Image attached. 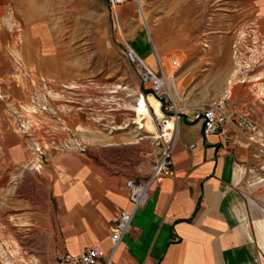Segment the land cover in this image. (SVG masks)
Instances as JSON below:
<instances>
[{"label": "crops", "instance_id": "obj_1", "mask_svg": "<svg viewBox=\"0 0 264 264\" xmlns=\"http://www.w3.org/2000/svg\"><path fill=\"white\" fill-rule=\"evenodd\" d=\"M27 1L28 7L20 4L23 7L14 5L12 9L17 7L16 12L34 13L32 19L39 20V0ZM35 4L36 7L30 9V5ZM9 5V0H0L2 18H8ZM26 22H30V16ZM37 44L39 46V42ZM177 51L182 50L173 48L168 53ZM259 51L256 47V52ZM145 58L156 67L151 54ZM36 60L40 61L39 47ZM257 72L258 69L246 72L245 80L232 89L238 87L249 100L253 94L255 100L264 85ZM186 73L188 70L179 78H184ZM211 90L201 89L202 92ZM224 91L227 89L221 92ZM64 93L67 94L65 100L70 103L56 102L55 118L64 119L69 128L75 127L77 132L65 133L63 137L76 141L78 146L58 150L61 135L44 134L39 124L40 112L33 111V120L38 123L33 135L34 146L39 149L29 153L24 136L18 134L3 138L5 143L0 147V173L30 172L40 180L31 192L23 186L0 189L1 198L11 194L19 201L33 199L31 207L23 208L24 213L17 220L34 223L16 225L17 233L23 228L31 233V228L46 226L55 242L47 247L37 245V241L30 246L16 243L17 254L8 256L10 260H3L0 251V260L4 261L0 264H27L26 261L49 264L63 253L79 254L91 246L109 251V236L117 213L131 209L127 180L146 178L160 152L157 128L155 136L134 119L127 125L121 116L123 110L112 109L107 112L110 123H104V128L93 129L88 113L74 111L79 105H88V96L84 95L88 92L68 87ZM143 95L147 101L152 96ZM59 107H65L63 113L59 112ZM154 109L151 104L155 127ZM247 109L240 108L245 112ZM197 112L190 109L184 113L173 170L154 185L146 205L136 213L131 231L117 251L115 264H264V181L258 166L262 164L259 159L264 153L261 144L264 132L259 139L257 133L247 137L230 127L228 137H205L203 123L195 119ZM105 113L100 108L97 111L100 115ZM256 119L253 120L260 130ZM90 131L96 133L88 135ZM191 145L195 148H185ZM5 206L1 201V221L8 219ZM8 237V231L0 228L3 250L10 244Z\"/></svg>", "mask_w": 264, "mask_h": 264}, {"label": "rangeland", "instance_id": "obj_2", "mask_svg": "<svg viewBox=\"0 0 264 264\" xmlns=\"http://www.w3.org/2000/svg\"><path fill=\"white\" fill-rule=\"evenodd\" d=\"M9 1L8 18L0 15V147L5 143L3 138L18 134L24 136L29 153L39 149L34 146L33 135L38 123L33 120V111L40 112L39 124L44 134L61 135L58 150L78 146L76 141L63 137L65 133L77 132L75 127L69 128L64 119L55 118V103H70L64 93L68 87L88 92L84 93L88 96V105H79L74 111L88 113L93 129L110 123L107 112L112 109L123 110L120 114L127 125L131 119L135 121L133 106L140 94L149 92L126 60L128 44L145 60L151 54L154 65L156 49L166 71L173 69L175 60L184 62L178 72V86L188 110L198 111L206 104L223 99L236 110L245 106L250 110L242 111L259 120L257 136L262 138L264 85L255 100L253 94L249 100L242 90L232 87L245 80V73L252 69H258L264 81V0H124L116 7L111 0H39V20L32 19L34 13L16 12L17 7L12 9L20 4L28 7L27 0ZM34 7L36 4L30 5V9ZM38 47L40 61L36 60ZM256 47L260 49L258 53ZM173 48L182 51L168 53ZM186 70L184 78H179ZM203 88L213 90L202 92ZM225 88L227 91L221 92ZM70 95L76 97V94ZM59 108L63 113L65 107ZM99 108L105 115L97 114ZM153 112L157 114L155 109ZM92 132L88 135L96 133ZM261 144L264 150V142ZM259 160L264 181V153ZM9 172L0 173V189L23 186L31 192L40 182L30 172ZM262 193L264 196V189ZM1 201L6 203L8 219L0 220V228L8 231V242L30 246L37 241V245L46 247L55 242L46 226L31 228V233L23 228L17 233L16 225L34 223L17 220L22 217L23 208L31 207L33 199L19 201L10 194L0 197ZM2 247L3 260H10L7 249L10 244L4 250ZM42 255L50 257L47 253Z\"/></svg>", "mask_w": 264, "mask_h": 264}, {"label": "built area", "instance_id": "obj_3", "mask_svg": "<svg viewBox=\"0 0 264 264\" xmlns=\"http://www.w3.org/2000/svg\"><path fill=\"white\" fill-rule=\"evenodd\" d=\"M123 1L111 0L113 7ZM125 56L139 75L145 90L160 103L162 117L154 113L155 127L159 132L156 140L161 146L160 152L146 178L127 180L126 189L131 209L119 210L117 213L114 228L109 236L111 249L104 252L97 246H91L79 254L66 252L49 264H115L117 251L123 238L130 233L136 213L146 205L154 185L173 170L174 151L181 133V122L188 110L178 86V72L183 68L184 62L175 60L173 69L166 71L158 51L154 49L155 69L129 44L125 46ZM195 119L203 123L205 137H228L230 127L247 137L253 136L259 130L258 124L252 118L244 111L228 106L224 99L201 107ZM185 148L193 149L195 145Z\"/></svg>", "mask_w": 264, "mask_h": 264}, {"label": "bare ground", "instance_id": "obj_4", "mask_svg": "<svg viewBox=\"0 0 264 264\" xmlns=\"http://www.w3.org/2000/svg\"><path fill=\"white\" fill-rule=\"evenodd\" d=\"M144 21L147 24L145 17H144ZM148 101L152 104V106H154V108L157 112V114L156 113L155 114L159 117H162L159 101L157 99L155 100V98L153 96H150L148 98ZM148 101H147V97H145L144 95L140 94L138 96L136 103L133 106V109L135 110V122L139 126H146L149 130H151L152 132H155L157 135L156 127H154V125H153V118H152V115L150 113ZM9 242H10V247H9L10 254L12 256H15L17 254V247H16L17 245H16V243H11V241H9Z\"/></svg>", "mask_w": 264, "mask_h": 264}, {"label": "trees", "instance_id": "obj_5", "mask_svg": "<svg viewBox=\"0 0 264 264\" xmlns=\"http://www.w3.org/2000/svg\"><path fill=\"white\" fill-rule=\"evenodd\" d=\"M150 94V93H147V95Z\"/></svg>", "mask_w": 264, "mask_h": 264}]
</instances>
